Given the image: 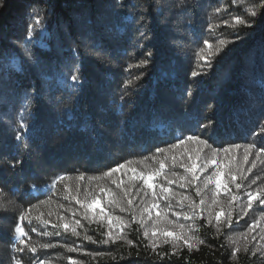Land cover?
<instances>
[{"label": "trees", "instance_id": "1", "mask_svg": "<svg viewBox=\"0 0 264 264\" xmlns=\"http://www.w3.org/2000/svg\"><path fill=\"white\" fill-rule=\"evenodd\" d=\"M191 3L193 0H124L125 7L113 8V0H0V81L4 82L0 88V264H11L10 257L18 255L10 251L8 244L15 214L33 206L32 226L37 228V233L30 235L34 243L57 245L37 252L38 257L52 264H69V257L80 264H264L259 255L253 257L251 251H244V241L239 236L257 212L234 215L232 228L222 225V234H217L203 220H197L198 235L205 243L198 251L184 248L179 255L165 261L144 250L148 241L143 238V229L136 231L135 224L124 231L139 246V258L138 249L129 247L124 240L107 245L84 240L85 233L94 240L104 238L101 233L105 229L91 220L81 219L83 228L78 229L79 237L40 234L55 233L57 229L52 224L58 222V217H71V211L65 209L76 210L75 218H81L82 210L71 199L65 185L72 192L79 185L83 199L85 190L106 183L105 179L92 177H100L104 171L127 160L137 165L143 157L151 156L156 147L166 148L175 143L173 137L178 128L190 130L185 134H199L206 131L199 124L211 117L215 122L216 146L241 145L238 150L241 160L243 145L264 146V133L256 135L264 128L261 123L264 121V48L261 47L264 14L255 28L244 29L234 26L232 17L248 18L252 7L249 0H195L194 9L184 11L185 5ZM217 8L219 13L215 11ZM45 10L48 34L39 43L29 45L37 55L43 54L42 66L29 68L18 55L22 51L18 45L25 36L26 23L30 22L29 12L43 16ZM139 13L146 14L148 27L154 34L151 45L155 56L146 68L135 67L143 58V50L135 45L137 25L133 23L139 19ZM69 22L75 31L103 43L114 55L101 63L84 48L80 49L85 79L78 104L74 103L73 93L62 90L67 68L61 55V32ZM210 26L215 27L214 32L207 30ZM234 31L249 34L234 45L228 44ZM205 39L210 41L211 48L204 46ZM220 40L225 44L221 45ZM217 48L224 50L216 55ZM201 54L213 60V67L207 69L206 76L193 82L191 71L200 70ZM129 65L131 69L126 70ZM140 73L142 78L136 80ZM125 80L133 83L127 102H121L120 85ZM20 84H36L43 90V98L32 105L34 127L28 134L33 150L31 159L12 138L11 123L24 103ZM189 85L192 96L186 97L184 93ZM52 95L64 98L72 110L65 111L64 105H50L48 97ZM209 105L214 106L211 111ZM190 147L194 149L195 145ZM182 150L174 151L179 156ZM18 155L25 158L22 168L15 172L7 169L6 159ZM57 175L66 179L53 185ZM245 175L249 179L259 176V182L264 183V163L257 161V167ZM81 176L83 179H78ZM36 186L39 191H35ZM190 194L195 196L194 190ZM116 214L129 218L118 210ZM36 216L50 223L44 226ZM251 235L259 240L261 233L257 230ZM232 240H239L240 244L235 257L231 255ZM65 243L80 250L70 253L60 246ZM160 251L172 249L163 245ZM129 253L132 260L119 259ZM29 256L27 252L24 254L25 264ZM113 256L117 259L113 260Z\"/></svg>", "mask_w": 264, "mask_h": 264}, {"label": "snow or ice", "instance_id": "2", "mask_svg": "<svg viewBox=\"0 0 264 264\" xmlns=\"http://www.w3.org/2000/svg\"><path fill=\"white\" fill-rule=\"evenodd\" d=\"M249 3L252 7L248 18L240 15L233 16L234 26L244 29L256 27L258 18L264 14L258 11L264 10V0H249ZM116 7H125L124 0H113V8ZM194 7L195 0L191 4H186L184 11L194 9ZM215 11L219 13L220 10L217 8ZM145 16V13H139V19L133 20V23L137 25L135 45L143 50V58L135 65L137 68L148 67L155 56L151 45L154 34L151 33ZM29 20L30 22L26 23L25 36L18 45L22 50L18 55L29 68H40L43 54L37 55L29 45L33 42L39 43L40 39L48 34L47 10L43 16L29 12ZM225 23L227 24L228 21ZM207 30L214 32L215 27L210 26ZM248 34L234 31L233 38L227 43L234 45L245 39ZM219 43L224 45L225 41L220 40ZM203 44L211 48L208 39H205ZM64 45L67 47L65 48ZM261 47L264 48V42ZM81 48L101 63L114 58L113 52L109 51L103 43L75 31L71 22L67 24L65 30L61 32V55L64 56V66L67 68V72L63 74L62 90L74 94L75 104L79 103V93L85 79ZM223 50V48H217L214 51L216 55H219ZM200 59L202 61L199 65L200 70L191 71L193 82H198L197 78L206 76L207 69L213 67L211 58L201 54ZM131 67L132 65H129L126 70H130ZM142 75L143 73L138 74L135 79L140 80ZM132 83V80H125L120 85L119 100L121 102H127ZM3 86L4 82L0 81V88ZM18 87L23 89L24 103L21 105L17 118L11 123L14 133L12 138L22 148L27 158L31 159L33 150L28 134L34 127L32 105L33 102L38 103L43 98V90L36 84H20ZM184 95L192 96L191 85L185 90ZM48 103L53 106L64 105L65 111L72 110L65 104L64 98L57 99L54 95L48 97ZM213 107L209 105V111ZM214 123L211 117L207 118L206 122L199 124V128L206 131L199 134H185L190 130L178 128L177 134L173 137L175 143H170L166 148L156 147L151 156L143 157L137 165L134 166L132 160H127L104 171L100 177H92L93 180L105 179L106 183H98L95 189L85 190L83 199L80 198L79 185L75 187L74 192L68 185H65V190L70 193L71 199L82 210L81 218H75L76 210L65 209V211H71V217L60 215L58 222L52 224V227L57 229L55 233L42 232L40 234L60 236L63 233L79 237L81 233L78 229L83 228L81 219L91 220L105 229L101 233L104 238L94 240L91 235L85 233L84 240L105 245L116 244L124 240L129 247L138 249L136 256L139 258V246L133 240L128 239L124 231L131 229L135 224L138 225L136 231L143 229V238L148 241L144 245V250H150L154 256L159 258V261H165L171 260L174 255H179L180 250L184 248L189 252L198 251L200 245L205 243L198 235L199 227L195 223L197 220H203L207 226L214 227L217 234H222V225L229 229L232 228L234 215L248 216L250 212H257L258 215L239 236L244 241L245 252L251 251L253 257L259 255L261 259H264V183L259 182V176L249 179L245 175L257 167V161L264 163V146L258 147L256 143L243 145L241 160L238 155L241 145L216 146L217 140L213 136ZM261 133H264V128H261L256 135ZM191 145H195V148H191ZM176 149H183L179 156L174 151ZM146 161H151V163H145ZM24 163V156L18 155L15 158L6 159L7 169L13 172L22 168ZM177 168L182 171H176ZM117 173L120 174L119 177L116 176ZM65 179V176L57 175L53 180V185L64 182ZM78 179L82 180L83 177ZM193 190L195 196L190 194ZM35 191H39L38 186L35 187ZM33 207H25L15 214L8 244L10 251L18 255L10 257L11 264H25L23 257L26 252L30 254L27 264H52L50 260L37 256L38 249H52L57 245L51 242L37 244L32 241L30 233H37V228L32 226ZM60 207L64 208L63 205ZM117 210L120 213H127L129 218L117 215ZM35 219L40 220L44 226L50 223L49 220L41 219V216H36ZM181 220L191 223H182ZM257 230L261 233L259 240L251 235ZM232 244L234 247L231 255L235 257L240 251L239 240H232ZM163 245H170L172 251L161 252ZM249 245H252L251 249ZM60 246L70 253L80 250L67 243ZM97 255L100 254L97 253ZM68 259L69 264H80L71 257ZM116 259L117 257L113 256V260ZM119 259L132 260L131 253L127 257L121 255Z\"/></svg>", "mask_w": 264, "mask_h": 264}]
</instances>
